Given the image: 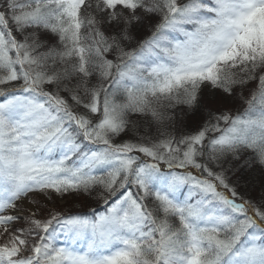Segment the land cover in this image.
Returning a JSON list of instances; mask_svg holds the SVG:
<instances>
[{"label":"snow or ice","instance_id":"snow-or-ice-1","mask_svg":"<svg viewBox=\"0 0 264 264\" xmlns=\"http://www.w3.org/2000/svg\"><path fill=\"white\" fill-rule=\"evenodd\" d=\"M0 264H264V0H0Z\"/></svg>","mask_w":264,"mask_h":264}]
</instances>
